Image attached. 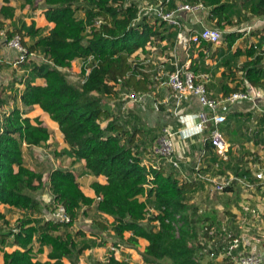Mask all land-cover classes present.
<instances>
[{
	"label": "trees",
	"instance_id": "trees-1",
	"mask_svg": "<svg viewBox=\"0 0 264 264\" xmlns=\"http://www.w3.org/2000/svg\"><path fill=\"white\" fill-rule=\"evenodd\" d=\"M8 2V0H4ZM31 3L32 0H26ZM135 0H44L46 19L54 23L47 35H38L34 25L28 28L31 38L29 45L23 43L28 51L40 50L53 64H24L30 67L24 87L17 97L16 87L11 88L9 98L17 100L10 110H6L8 96L0 90V204L23 210L14 225L0 212V251L4 264H64L68 258L76 264L78 256L91 243L81 231V240L67 231L76 220L82 206L89 207L94 202L100 213L114 218V231L122 237L124 231H131L130 241L136 237L148 240L142 252L143 260L152 264H197L194 256L197 248L193 242L198 236L195 229L197 206L188 204L190 185L179 184L178 180L163 170H147L140 159L133 156L131 147L135 142L136 128L123 129L116 119L104 127L101 120L110 114L103 97L116 93L115 83L129 86L135 91L149 90V75L141 71L138 50L146 52L148 42L166 41L163 48L173 47L176 32L164 22L137 20ZM187 1V0H186ZM191 3L198 0H188ZM210 8L209 19L232 23L229 4L223 0H200ZM247 2V3H245ZM243 6L249 8L251 15H264V0H245ZM14 8L3 5L0 14L12 17ZM101 22L96 26L95 20ZM18 32L7 34L11 38ZM240 33L223 34L228 46L234 44ZM264 38L244 50L237 49L232 55H245L247 59L232 70L227 59L223 62L227 73L223 72L221 89L224 94L237 90L243 80L255 86L264 87ZM92 57L91 60L88 58ZM80 59V86L72 84L59 68L68 69L72 61ZM87 68H89L88 72ZM240 70L242 78L236 76ZM136 73L140 77H136ZM127 74H132L127 76ZM43 78V85L34 83ZM238 82L229 87L227 80ZM113 83V84H112ZM38 105L49 118L57 123L67 148L62 152L84 160L85 168L92 174H102L106 183L92 182L96 198L86 196L76 184L71 170L56 167L48 172L49 191L53 202L64 206L70 221L59 222L44 218L41 214L49 212L51 205L42 204L35 197V191L43 186L41 171L30 168L23 158V146H41L51 135L41 121L23 117L25 108ZM23 107V108H21ZM139 145V144H138ZM137 145V146H138ZM145 184H150L145 188ZM146 194L142 200L140 195ZM151 203L158 213L147 217V204ZM179 218L176 220L175 216ZM181 218L183 224L178 234L173 222ZM146 219V220H145ZM205 220V219H204ZM203 220V221H204ZM153 221H158L155 225ZM201 221V220H200ZM200 222L201 229L208 224ZM207 221V220H206ZM63 227L65 230L57 234ZM105 228L104 226H99ZM208 227V226H207ZM12 238L20 249L10 252L4 249L6 238ZM38 242L50 248L49 260L42 263L34 259L32 244ZM50 259H53L51 261ZM105 264H123L111 255Z\"/></svg>",
	"mask_w": 264,
	"mask_h": 264
},
{
	"label": "built area",
	"instance_id": "built-area-1",
	"mask_svg": "<svg viewBox=\"0 0 264 264\" xmlns=\"http://www.w3.org/2000/svg\"><path fill=\"white\" fill-rule=\"evenodd\" d=\"M134 2L137 6V20L145 18L149 22H164L166 26L176 32V35L173 47L167 49L166 52L160 53L163 57L159 61L155 62L146 56L151 54L152 51H158L165 44V40L154 44L148 42L145 47V53L142 50H138L132 55V57L135 55L139 57L138 61L141 65V71L149 75V90L139 92L130 88L133 91L119 93L118 101L122 104L121 113L127 114L128 110H126L125 106L127 101L142 103L146 99L152 100L155 98L156 95L153 92V88L156 84L150 78L152 75H154L155 80H162L170 89L171 96L165 99L164 102L167 103L170 99L173 105L167 108L165 117L168 120L161 125L159 134L154 137L152 144L144 148L136 143L138 146L133 145L131 147L133 156L139 157L140 164L147 170H160L162 166L169 164L173 170L177 171L179 184H183L181 181L189 183L201 182L209 188L211 195L214 193L231 194L233 188L238 186L241 192L245 194L257 192L258 195L263 197L264 143L259 144L260 142H257L256 144L262 150V154L258 156L256 155L259 152L255 149L242 153V159L246 165L245 168H242V164H239L233 170L223 171L221 170L220 163L226 162L229 159L228 153L231 147L226 141L220 126L225 123L233 106L249 102L250 106L247 111L253 112L256 117H251L250 125L248 124L247 127L245 125L244 131L250 135L254 134L256 128L259 126V118L264 117V89L260 87L255 88L247 80H243L237 90L222 96H213L206 86L209 77L207 75H198L191 69L189 61H182L176 50L177 44L200 46L202 42L215 44L221 40L222 33L216 27L203 26L199 30L188 32L186 26L179 20L177 15L179 12L195 11L203 7L208 9L200 0L194 3L186 0H178V3L175 0H135ZM100 22L101 20L98 19L95 20L94 24L98 26ZM6 44L17 50L16 59L11 64L22 73L20 75L22 78L19 82L21 84L17 86L13 84L14 87H24V81L28 76L31 64H41L43 62L53 64L40 50L28 51L23 45L22 36L19 33L7 39ZM36 53L42 55L41 62L35 61L32 58L37 55ZM262 54H264V51ZM143 55L144 58H141ZM88 59L91 60L92 57ZM24 64H28L30 67L27 68L26 65L23 67ZM146 64L150 68H146ZM144 65H146L145 68H143ZM88 70L89 68H87L86 73ZM135 75L137 78L140 77L139 73ZM121 83L122 80H118L115 83L114 90L116 93L114 94L119 92L120 86L123 85ZM7 85L8 82L6 81L0 90L9 94L10 91L6 89ZM20 91L19 89L16 91L17 97ZM191 96L196 97L197 102L203 107L202 109L186 112V104L189 103ZM110 102L113 108L115 102ZM162 104V100L155 98L152 102V107L154 110H158ZM126 118L127 116L125 115ZM100 122L101 126L104 127L103 119ZM194 144H198V147L195 146L193 149L192 146ZM24 146L29 147L26 144ZM211 152L217 159L212 162V167L216 169L214 174L206 171L208 167L206 160L210 157ZM144 159H148V162H145ZM185 162H192V167L188 173H186L182 166V163ZM42 182L43 186L40 189L44 190L48 188L49 190L48 173H43ZM149 187L150 184H145V188ZM146 197V194L140 195L142 200ZM36 199L41 200L44 204L51 205L49 207V215L53 220L59 222L70 221L64 206L53 202L51 193L48 196H41ZM239 205L241 211L240 220L247 222L250 217L256 222H262V210L258 206L253 207L245 199ZM147 210V217L158 213V210L151 203L147 204ZM41 216L45 218L44 213ZM178 218L179 216L176 215L175 219L177 220ZM176 222H173V226L176 229V234H178ZM157 223L158 221H153V224L156 225ZM207 226L198 232V236L193 243L197 248L194 256L197 264L202 257H206L207 260H216L219 256L227 259L229 264H261L264 261V227H257V232L254 236L260 243V249L258 251L244 252L240 249L243 241L241 235L233 234L223 222L221 224L210 223ZM15 229L16 227L13 225V230Z\"/></svg>",
	"mask_w": 264,
	"mask_h": 264
},
{
	"label": "crops",
	"instance_id": "crops-1",
	"mask_svg": "<svg viewBox=\"0 0 264 264\" xmlns=\"http://www.w3.org/2000/svg\"><path fill=\"white\" fill-rule=\"evenodd\" d=\"M175 1L176 3H178V0ZM223 1L231 3L234 0ZM244 2L245 0H242L241 6L244 5ZM3 5L11 6L14 8V13L12 17H4L0 14V81L1 79H5L8 82L6 89L9 88L10 90L13 87L10 82H12L16 86L20 85L21 83L19 84V82L22 77L19 75L20 71L16 69L17 67L11 64L16 59L17 50L15 48L9 47L6 44V40L8 39L7 34L11 32L20 31V34L22 36V42H24V44L26 45H29L31 42V38L28 35V28L30 25H34V28L38 29V35H47L49 34L50 29L54 26V23L46 19V4L44 0H32L31 3H28L26 0H8V2L0 0V7ZM209 11V7L208 9L203 7L198 8L195 11H182L179 12L177 15L181 23L188 29V32H194L196 30L201 29V27L203 26H211L218 28L216 26L218 23L215 25L213 24V22H216V18L209 19ZM231 13H233V16L230 19L232 20V23H235V25L231 26L230 24L232 23L224 24L225 22L220 21V24H224V26L227 27L225 30L219 29L222 33V36L221 40L218 43L210 44L202 42L200 46H188L180 44L176 45V50L179 56L181 57L182 61H189L191 69L195 71L198 75H207L209 77L208 82L206 83L207 89L213 96L216 97L224 95V92L221 89V83L223 80L222 74L223 72L227 73V67L223 64V62L228 59L230 68L232 70L237 69L247 59L245 55H240V57H234L232 55L237 49H243V46L240 45V43L244 42L245 47H248L251 44L258 43V41H261L264 38V15H251L249 10L248 12H246L243 9L241 10L242 14H239V11L235 8L232 9ZM208 23H212V25H209ZM256 30H258L259 32L255 37L253 36V33H256ZM227 32L240 33V36L231 46H228L227 42L223 38V34ZM165 44H163V46ZM160 48L163 47L161 46ZM163 49V52H166L168 48L164 47ZM260 54L263 55L262 52H260ZM74 61H72L71 67ZM241 75V71L238 70L236 72V76L242 78ZM236 82H238L237 79L227 80V84L229 87H234ZM2 83L3 81L1 82V84ZM34 83L43 85L45 83V80L43 78H36ZM214 86L219 87L218 92H215V89L212 90ZM252 86L255 88L260 87L264 89L263 86ZM154 93L156 95V99L158 98V100L163 101V104L161 105L160 109L153 110L152 102L155 98L152 100L146 99L145 102L142 103H133L127 101L125 103V106L127 108L126 110H130L127 111V115L125 113H121L122 104L120 101H116L115 106L112 108V106L110 105V101L113 100H111L112 98H109L111 94L106 96L103 102L107 106L111 115L103 119L104 124L106 125L108 121H114L116 119V121L121 124L123 129H128L129 131H132L133 128H136L137 132L134 137L135 142L143 146L144 148H147L148 145L146 144L150 142V144H152L153 141H151L150 136L149 138H147V140H144L141 137L140 133L143 131H147L148 133V131L150 130L148 128H151L153 125H158L156 126L158 128L159 125L161 126L162 124H164L166 120H168L165 117V114L167 113V108L173 106L172 101L170 99L167 103L164 102L165 99L171 96L170 89L166 85L165 87H162L160 90H157ZM249 106V102H243L241 104L233 106L232 111L228 114V118L226 119L225 123L220 126L226 141L231 147V150L228 153L229 159L226 162L220 163L221 170L223 171L233 170L239 164H242V168H245L246 165L244 164V161L242 159V153L251 150L253 151V149L257 150L258 147L256 146V144L258 140L260 142L259 144L264 143V117L259 118V126L256 128L254 134L250 135L245 133L244 131V126L246 125L247 127L248 124L250 125L251 117H256L253 112L247 111ZM202 108L203 107L197 102V99L194 96H191L189 103L186 104V112H194ZM24 109L26 110L25 114H27V118H29L32 122L34 118H38L40 120H43L48 126L55 127V129H58L57 123L51 121L50 118H47L49 117L48 114L44 112L38 105H33L28 109L24 107ZM125 115L127 116L126 119ZM257 116L259 115L257 114ZM136 119L141 120L138 126H135L136 123H134V121L136 122ZM59 136L61 137V144H59L57 150L61 152V150L63 151L68 146L64 142L63 135L61 132H59ZM231 136H233L234 140H232ZM234 136H238V138L236 139ZM50 138L51 137H49V139ZM255 138H257L258 140H256ZM49 139L47 140V143H51L49 142ZM195 146L198 147V144H194L192 148L194 149ZM66 156L58 157L59 159H56L55 161L60 164H53L50 170L54 167H60L63 169L71 170L75 175L76 184L80 187L83 193L86 196L96 198L94 190L91 188V183L98 182L100 184H105L107 182L106 177L102 174H92L88 172L85 168L84 160L75 161L74 157L68 155ZM23 158L24 162L30 168L35 169V167H32L25 158L24 147ZM144 160L145 162H148V159ZM216 160L217 159L215 155H213L211 152L210 157L206 160L208 166L206 169L207 172L211 174L215 173L216 169L212 167V162ZM63 161H67L69 164L66 165V163L64 164ZM182 166L186 173H188L192 167V162L182 163ZM35 170L39 171V169ZM161 170H163L165 173H171L176 179H179L177 171L173 170L169 166V164H165L164 166H162ZM181 182L184 185H190V191H188L187 193L189 198L187 201L188 204L197 205V202L195 203V201L200 199V197L202 199H207L215 196L216 194L214 193L212 195H209V188L207 186H204L201 182ZM206 191H208L209 197H207V195H201V192L206 194ZM34 193L36 198L50 195V191L48 190V188H45L42 191L41 189H38ZM218 195H226L229 197L230 201H233L236 198L235 207L233 208V210L231 209V211L234 213L233 218L237 219V221L241 223L244 227L250 228L247 231L249 233H243L244 231L242 228H240V224H238L237 221H235L236 223L234 221L229 223L232 229L236 230V234H240L242 237L243 241L240 246V249L244 252L256 250L258 251L260 249V243L254 238V236L257 232V230H255L257 226L261 225V227H264V196L262 197L258 195L257 192H254L253 194L242 193L238 186H235L233 188L231 194L223 193ZM247 197L249 198V202L253 207L258 206V208L262 210V222H256L250 217L247 222H244L239 219L241 216L239 204L243 199ZM39 201L44 204L41 200ZM253 201L256 202L254 203ZM95 205L96 203L94 202L89 207L82 206L78 211V216L75 222L67 228V231L70 232L72 235L76 236L78 240H81V237L80 234L78 235L76 234V232L81 231L85 234L86 240L91 243V246L85 249L78 256L76 264H105L111 255L114 257V259H116L118 262H122L123 264H152L145 262L142 256V252L148 245V240L143 237H136V242L133 243L129 239L132 235L131 231H124L122 237H119L115 234L114 231V218L108 214L98 212L95 208ZM217 207L221 208L223 206L219 205ZM223 208L227 210L226 213L231 216V214L229 213V207ZM0 212L5 215V218L8 221L10 220V225H15L17 223V220L23 214V210L11 207L6 204H0ZM49 212L45 213V218L51 217L49 215ZM222 222L224 221L219 220L218 222V218L214 221L211 219L207 221V223L211 224H221ZM99 226H104L105 228H101ZM64 230L65 229L61 227V230H58L57 234H61ZM17 248L20 249L19 246L13 244L12 238H6V242L4 244V249L6 251L10 252ZM49 251L50 248L46 245H40L38 242H34L32 244V252L34 255V259L39 260L42 263L49 260ZM50 260L53 261V259ZM62 261L64 264H72L71 260L65 257L62 259ZM0 264H4L1 251ZM198 264H229V262L227 259L222 258V256H219L216 260H207L206 257H202L199 259ZM261 264H264V261Z\"/></svg>",
	"mask_w": 264,
	"mask_h": 264
},
{
	"label": "rangeland",
	"instance_id": "rangeland-1",
	"mask_svg": "<svg viewBox=\"0 0 264 264\" xmlns=\"http://www.w3.org/2000/svg\"><path fill=\"white\" fill-rule=\"evenodd\" d=\"M242 5V0H234L232 1L230 4H229V16L230 18L233 16V13L232 12V9L235 8L239 11V14H242L241 13V10H245L246 12H248V7L246 6H241ZM244 20V19H243ZM227 22H225L224 24H226ZM209 25L212 23H208ZM213 24H217V22H213ZM224 24H220L218 23L216 26L218 27V29H221V30H225L226 27L224 26ZM231 26H234L235 23H232L230 24ZM257 32L256 33H253V36H257V33L259 32L258 30H256ZM258 38V37H257ZM240 45L243 46V49H245V43L244 42H241ZM239 45V46H240ZM240 48V47H238ZM241 49V48H240ZM241 49V50H243ZM163 48H159L158 51L154 52L152 51L151 54L147 55L146 57H149L151 58V60L153 61H159L163 56L160 54V53H163ZM37 55L35 57H32L35 61H38V62H41L42 61V55L39 54V53H36ZM240 57V56H238ZM141 58H144V55L141 56ZM241 59V58H240ZM264 61V60H263ZM81 65H82V61L79 59V60H76L73 62L72 64V67L69 69H62V71L64 72V74L66 75L67 79L74 85L76 86H80L81 82H82V76H81V73H80V68H81ZM147 65V64H146ZM143 66V68H145V66ZM146 68H150L149 65L146 66ZM19 75H22V73H20ZM151 80L153 79V82L156 84V86L153 88V92L157 91V90H160L162 87H165V83H163L162 80H155L154 79V75H152L151 77ZM3 81V83L1 84V82ZM5 79H1L0 81V89H2V86L3 84L5 83ZM154 85V84H153ZM131 87L129 86H120L119 88V92H117V94H114V95H111L109 98H112L111 100H113L114 102L118 101V98H119V93H127L129 91H133V90H130ZM19 90H22L23 89V86L21 87H16V91ZM215 89V92H218L219 91V87L217 86H214V88H212V90ZM9 90V88L7 89ZM10 93H11V89L9 90ZM9 93V94H10ZM9 94H5V96H8V106L6 108V110H10L11 107L14 105V101L15 100H12V98H9ZM106 97H103V100L105 99ZM158 99V98H157ZM17 104H20L19 101H15ZM13 104V105H12ZM34 109V108H33ZM154 110V109H153ZM130 111V110H128ZM2 112V111H0ZM3 113V112H2ZM127 115V114H126ZM23 117H27V114H24ZM49 118V117H47ZM42 119V117H41ZM46 119V118H45ZM133 119V118H132ZM40 120V119H39ZM142 120V118H141ZM141 120H138L136 119V122L134 121V123H136L135 126H138L141 122ZM41 121V126L45 127V128H48L50 131H51V138L49 139L51 143H47L44 144V145H41V146H23L24 147V156L25 158L27 159L28 163L33 167H35V169H39V171H42L43 173H47L50 171V168L52 167L53 164H56V165H59L60 163H57V161H55L56 159L58 160L59 158L58 157H62V156H66L65 153L62 152H59L57 150V147L59 146V144H61V137L59 136V132L58 129H55V127H51V126H48L43 120H40ZM52 121V120H51ZM34 122V121H33ZM55 126V125H54ZM156 126L158 125H153L151 128H148L150 129L147 133V131H143V132H139L141 137L144 139V140H147V138H151V141L152 139H154L155 136H157L159 134V131H160V125L159 127L157 128ZM143 135V136H142ZM153 135V136H152ZM232 137V140H234L233 136ZM236 139L238 138V136H234ZM263 138H264V135H263ZM256 140H258L257 138H255ZM144 140H143V143H144ZM259 142V140H258ZM151 143V142H150ZM150 143L146 144V145H149ZM145 145V146H146ZM257 152H259L256 156H258L259 154H262V150L260 148L257 149ZM67 157V156H66ZM65 157V158H66ZM64 164L66 163V165H68L69 163V160L68 162L67 161H63ZM42 191V189H41ZM203 192H201V195H207V197H209L208 195V191H206V194H202ZM244 193V192H242ZM253 194V193H251ZM200 195V196H201ZM243 195V194H242ZM37 196V195H36ZM38 198V197H37ZM199 200V201H198ZM195 201V203L197 204V215L194 216L195 219H197V224H195V229L198 231V230H201V226H200V222L203 221L204 219V224H208L207 221L208 220H216L218 218V222L219 220H222L224 221V225L229 229L231 230L232 227L230 226V222H235L237 221V219L233 218L234 217V213L231 211V209L233 210V208L235 207V203H236V198L233 200V201H230L229 197L226 196V195H218V194H215V196L211 197V198H207V199H202L200 197V199H198ZM245 200H248L249 201V198H245ZM257 201V200H256ZM256 201H253L254 203ZM258 203V202H257ZM223 206V207H229V213L231 214V216H229V214L226 213L227 210H225L223 207L221 208H218L217 206ZM233 205V206H232ZM240 206V205H239ZM204 213V214H203ZM201 220V221H200ZM207 220V221H206ZM10 221V220H9ZM236 223V222H235ZM238 224H240V228L243 229V233H249L247 232L250 228H246L244 227L241 223H239L237 221ZM183 224L181 218L176 222V225H177V231H178V228ZM4 224H2V222L0 221V226L3 227ZM257 227H260L261 228V225L257 226ZM4 229V227H3ZM5 230V229H4ZM176 230V229H175ZM255 230H257V228H255ZM6 231V230H5ZM233 234H236V230H233L231 231ZM242 233V232H240ZM251 234V232H250Z\"/></svg>",
	"mask_w": 264,
	"mask_h": 264
}]
</instances>
